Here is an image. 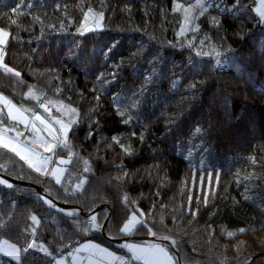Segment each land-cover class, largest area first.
Here are the masks:
<instances>
[{"label":"trees","instance_id":"trees-1","mask_svg":"<svg viewBox=\"0 0 264 264\" xmlns=\"http://www.w3.org/2000/svg\"><path fill=\"white\" fill-rule=\"evenodd\" d=\"M176 1L191 0H0V93L74 117L42 165L0 139V242L20 248L0 264L120 241L136 212L134 236L171 241L178 264H264V24L255 0H210L180 36ZM33 127L0 105V136Z\"/></svg>","mask_w":264,"mask_h":264},{"label":"crops","instance_id":"crops-1","mask_svg":"<svg viewBox=\"0 0 264 264\" xmlns=\"http://www.w3.org/2000/svg\"><path fill=\"white\" fill-rule=\"evenodd\" d=\"M0 33H2V39H0V65L2 66L4 60L3 48L8 39V33L2 30H0ZM0 100L4 106L1 103L0 105L8 112L7 114L22 125L28 126L27 124L30 121H34L41 127L45 125V120L38 124L36 119H33L34 117L29 116L26 112L25 117H20L19 114L14 117V112L20 113V108L1 93ZM70 128L66 129V136ZM41 135L43 137V134ZM39 144L40 151L46 152L49 150L44 144V138L40 140ZM60 162H63V164L61 165ZM69 162V157L58 159L50 176L56 181H61ZM93 217L92 221L96 224L95 216ZM141 224L142 219L138 214L134 213L122 226L121 232L123 238L120 241L110 244L94 240L77 243L68 252L57 256L52 264H127V262L137 264H178L176 256L172 251L171 241L162 243L134 236V232Z\"/></svg>","mask_w":264,"mask_h":264},{"label":"rangeland","instance_id":"rangeland-1","mask_svg":"<svg viewBox=\"0 0 264 264\" xmlns=\"http://www.w3.org/2000/svg\"><path fill=\"white\" fill-rule=\"evenodd\" d=\"M255 1H256L255 12L260 17L261 22L264 24V0H255ZM210 4H211L210 0H191L190 2L176 1L175 9L178 10L181 14V19L178 28V35L182 36L189 32H194L193 30L197 27L198 17L203 12H205V10L210 6ZM88 14L91 22L89 23V25H87L86 29L89 30L99 27L102 21L103 13L94 10H89ZM0 30L8 33L6 30L2 29L1 27ZM197 46H201V45L197 44L196 48ZM0 103L3 105V102L1 100ZM18 107L20 108L19 110L20 113L15 111L14 117H16L18 114L20 115V117H25L26 116L25 112H26L29 116H33L34 117L33 119H36L38 124L41 121L45 120L46 122L45 125L41 127L40 125H37L34 121H30L27 125L31 126L32 124V126H34L33 128L38 130V133L34 137V139H30L27 142L24 141V143L23 141L10 138L9 135L4 133L0 136V139L2 142L7 144V146L14 149L17 153H19L20 156H22L23 158L28 159V161L32 163L34 162L41 164L45 162L48 159V156L52 154L54 146L57 143H60L63 139H65L66 129L68 127H71V121L74 118L73 107L67 105L65 106V104H61L57 102H53V103L47 102L43 105V109L45 113L38 112L34 114L26 111V109L22 108L23 106L21 105ZM10 119L17 122V120L12 119L11 117ZM41 132L43 134V137L41 135ZM43 138H44L45 146L49 149L46 152L39 150L40 149L39 143L40 140H43ZM70 155H72V153H70ZM60 163L61 165L63 164V162ZM54 181L57 183L59 182L56 181L55 179ZM136 214H138L142 219V216L139 212H136ZM93 218L91 217L92 224H94L93 223L94 221H92ZM0 251L14 261L19 260L20 248L8 240H2L0 242Z\"/></svg>","mask_w":264,"mask_h":264},{"label":"water","instance_id":"water-1","mask_svg":"<svg viewBox=\"0 0 264 264\" xmlns=\"http://www.w3.org/2000/svg\"><path fill=\"white\" fill-rule=\"evenodd\" d=\"M63 207H67V206H63ZM98 209H100V208H98ZM98 209H96V211H97ZM96 211H95V212H96ZM106 223H107V220L105 221V223H104L103 226L101 227V230H102V233H103V234H104V227H105ZM94 225H95L96 227H98L95 223H94ZM146 239H150V240H152V241H156V239H154V238H152V237H147ZM75 244H77V242H76ZM71 247H72V246L65 247L64 250H63V252H68L69 249H70ZM258 255H260V254H258ZM177 257H178V256H177ZM255 257H257V255H256ZM255 257L252 258L251 261H253V260L255 259ZM251 261H250V262H251Z\"/></svg>","mask_w":264,"mask_h":264},{"label":"snow or ice","instance_id":"snow-or-ice-1","mask_svg":"<svg viewBox=\"0 0 264 264\" xmlns=\"http://www.w3.org/2000/svg\"><path fill=\"white\" fill-rule=\"evenodd\" d=\"M0 39H2V33H0ZM37 171H39V168L37 169ZM6 183V182H5ZM230 234V233H229Z\"/></svg>","mask_w":264,"mask_h":264},{"label":"built area","instance_id":"built-area-1","mask_svg":"<svg viewBox=\"0 0 264 264\" xmlns=\"http://www.w3.org/2000/svg\"><path fill=\"white\" fill-rule=\"evenodd\" d=\"M127 264H137V263H129V262H127Z\"/></svg>","mask_w":264,"mask_h":264},{"label":"bare ground","instance_id":"bare-ground-1","mask_svg":"<svg viewBox=\"0 0 264 264\" xmlns=\"http://www.w3.org/2000/svg\"><path fill=\"white\" fill-rule=\"evenodd\" d=\"M107 220V219H106Z\"/></svg>","mask_w":264,"mask_h":264}]
</instances>
